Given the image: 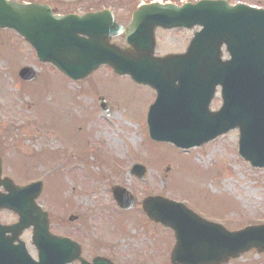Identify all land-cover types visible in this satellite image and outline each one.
Returning <instances> with one entry per match:
<instances>
[{"label": "rangeland", "instance_id": "rangeland-1", "mask_svg": "<svg viewBox=\"0 0 264 264\" xmlns=\"http://www.w3.org/2000/svg\"><path fill=\"white\" fill-rule=\"evenodd\" d=\"M142 1L43 0L59 12L109 8L123 25ZM232 1L264 7V0ZM191 36L159 31L156 52L180 53ZM28 65L39 78L25 85L16 78ZM101 95L110 105L108 115L100 107ZM155 98L151 88L108 66L73 82L39 64L31 47L16 35L0 31V142L8 148L5 156L12 160L13 177L20 184L44 178L38 202L51 216V230L83 241L82 255L88 260L116 254L119 264H170L172 231L150 221L138 205L149 195L226 218L217 221L229 230L264 223V168H253L238 156V132L188 152L154 142L147 119ZM220 105L217 95L212 108ZM135 163L145 166L141 179L130 173ZM113 184L129 189L137 205L122 213L108 190ZM70 215L77 221L68 222ZM31 235L25 232L23 240L35 256ZM228 264H264V254L250 252Z\"/></svg>", "mask_w": 264, "mask_h": 264}, {"label": "water", "instance_id": "water-1", "mask_svg": "<svg viewBox=\"0 0 264 264\" xmlns=\"http://www.w3.org/2000/svg\"><path fill=\"white\" fill-rule=\"evenodd\" d=\"M195 25L204 29L195 34L186 54L151 57L157 27ZM0 27L17 30L36 48L42 62L52 63L74 80L85 79L101 65L108 64L119 74L137 76L167 96L165 99L160 96L159 101L173 102L168 97L172 95L180 107L191 109L192 117L180 118L172 132L157 139L172 141L179 147L203 144L227 132L230 128L226 126L238 118L229 127L240 129V154L252 165H259L257 160L264 154V10L245 5L229 7L220 0L180 9L150 5L138 9L130 26L123 28L109 11L60 17L53 16L47 6H21L0 0ZM123 33L129 48L110 44L112 38ZM223 44L232 57L226 62L221 60ZM20 76L25 80L36 78L30 68L23 69ZM202 84L208 86L206 92L211 91L207 97L201 94ZM218 84L223 86L224 106L220 112L211 113L210 97ZM102 107L107 108L105 103ZM38 191L35 184L15 186L14 210L20 221L13 228L15 236L10 241L17 240L27 226L34 224V244L40 250L41 262L33 263L23 244L10 248L5 244L3 264H67L72 259L73 249L66 245L67 241L55 240L48 233L49 220L34 203ZM113 192L120 207L130 209L134 205V199L123 189L114 187ZM143 207L151 219L175 229L173 264H221L252 248L259 253L264 251V227L228 233L222 226L206 223L182 205L163 198H149ZM167 211L174 219L172 224L162 218ZM0 234L3 243L4 236Z\"/></svg>", "mask_w": 264, "mask_h": 264}]
</instances>
